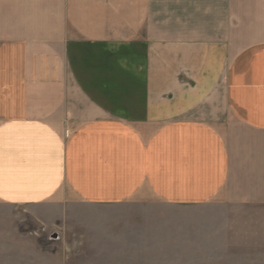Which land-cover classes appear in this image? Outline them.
<instances>
[{
  "label": "crops",
  "instance_id": "0c3cea01",
  "mask_svg": "<svg viewBox=\"0 0 264 264\" xmlns=\"http://www.w3.org/2000/svg\"><path fill=\"white\" fill-rule=\"evenodd\" d=\"M264 207V0H0V206Z\"/></svg>",
  "mask_w": 264,
  "mask_h": 264
},
{
  "label": "rangeland",
  "instance_id": "374dc122",
  "mask_svg": "<svg viewBox=\"0 0 264 264\" xmlns=\"http://www.w3.org/2000/svg\"><path fill=\"white\" fill-rule=\"evenodd\" d=\"M0 206V264H264V207Z\"/></svg>",
  "mask_w": 264,
  "mask_h": 264
}]
</instances>
